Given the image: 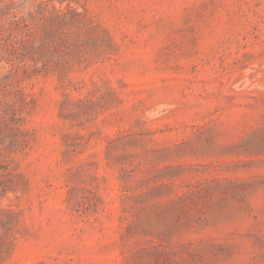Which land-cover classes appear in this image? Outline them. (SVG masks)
I'll list each match as a JSON object with an SVG mask.
<instances>
[{"label":"rangeland","instance_id":"rangeland-1","mask_svg":"<svg viewBox=\"0 0 264 264\" xmlns=\"http://www.w3.org/2000/svg\"><path fill=\"white\" fill-rule=\"evenodd\" d=\"M0 23V264H264V0Z\"/></svg>","mask_w":264,"mask_h":264},{"label":"trees","instance_id":"trees-1","mask_svg":"<svg viewBox=\"0 0 264 264\" xmlns=\"http://www.w3.org/2000/svg\"><path fill=\"white\" fill-rule=\"evenodd\" d=\"M23 23H24V25H25V23H26V19L25 18H23L22 19V21L21 20H19L18 21V23H16L17 24V27H19V28H21V26L23 25ZM1 24V23H0ZM22 24V25H21ZM2 33V31H1V27H0V34ZM1 51V50H0ZM7 52V51H6Z\"/></svg>","mask_w":264,"mask_h":264}]
</instances>
